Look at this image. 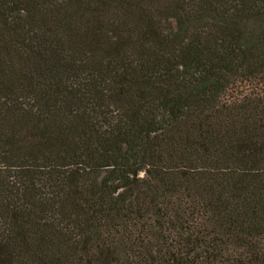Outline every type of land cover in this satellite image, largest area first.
<instances>
[{
	"label": "trees",
	"instance_id": "obj_1",
	"mask_svg": "<svg viewBox=\"0 0 264 264\" xmlns=\"http://www.w3.org/2000/svg\"><path fill=\"white\" fill-rule=\"evenodd\" d=\"M0 264H264V0H0Z\"/></svg>",
	"mask_w": 264,
	"mask_h": 264
}]
</instances>
